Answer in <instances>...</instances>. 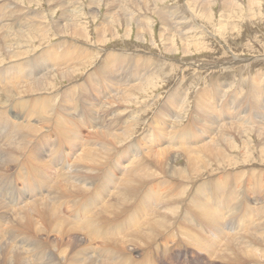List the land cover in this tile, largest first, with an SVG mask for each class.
Instances as JSON below:
<instances>
[{
  "label": "rangeland",
  "instance_id": "1",
  "mask_svg": "<svg viewBox=\"0 0 264 264\" xmlns=\"http://www.w3.org/2000/svg\"><path fill=\"white\" fill-rule=\"evenodd\" d=\"M7 1L6 0L0 1V13H1V17H3L2 19L4 23L8 22L9 20H12L13 24L12 23L9 24L12 25L11 28H17V25L18 27H20L19 24L25 26L26 23H24L23 21L19 20L18 23L15 22V18L20 16V14L22 15L21 12L23 11L24 13L27 12L26 14H28L32 20H35L34 18L36 17L37 14L41 15L42 21L38 20L37 22L41 23L42 25L44 24L43 26L47 27L44 30L47 31L48 37L46 36L43 42L41 41L42 43L39 42L40 40L37 41V39H35L36 35L34 34L28 35L26 42L30 41L29 43H31L32 40V45H35L36 47L38 46V43H40V45L25 57H29V56L33 57V55H35V53L38 52L42 48V46L45 47L46 44L48 45L50 44V45L44 48L43 50H41L39 54L36 53L37 55L40 56L37 57L36 55L35 57H33V59H31L30 57L29 59L22 60V58L24 57L22 55L21 56L19 55V57L14 58L5 55L4 54L5 52H2L1 65H0L2 76H7L8 69L17 66L18 64L20 65H18L16 71L19 72V70L21 69L22 72V73L20 72L21 78L18 77L21 80H24V78L27 79L26 77L30 78L37 74L40 75L41 71L46 66L52 67V70L59 67L68 66L67 68L64 69H68L70 71L73 70L74 72L73 74H69L70 76V79L68 78L69 80L66 78H61L59 75H53L50 78L51 81L53 80L56 82L55 89L56 90L62 89V90L56 93H51L49 95L39 96V97L45 100L46 106H51L58 110L72 111L76 108H79V112L77 113L80 114L79 115L76 114L77 116L72 119H67L66 124L67 125L73 124V126L79 127L77 134L81 136L84 142L88 144L87 149L92 150L93 147L99 146V143H95V142H97V140L99 139L98 132H103L101 136L104 139L103 142L106 143V147L109 146L107 149H113L115 147L117 150L118 157H114L115 154L114 153L112 157L108 160V162L105 164L110 168L104 169L102 167L100 171L97 173L94 181L92 183L90 182L91 185L98 184L94 191L96 194L93 192H84L79 194V197L86 198V200L83 203L86 212L78 220L80 222L82 221L81 219L85 218V216H90L89 210L92 207H94L95 205H103V203L105 204V206L102 209L105 210L104 211L105 213L103 212L104 219H102L101 216H99L98 218H92V220L88 222V226H89L88 229L84 228L85 231L89 234V236L97 240L98 242L96 243L98 244H101L100 241L115 242L114 245L118 247L122 246L120 250H128V251L131 250L130 258L125 259V261L129 263H131V261L132 263L135 262L137 263L138 261L140 262L144 258L146 259V262H144L143 264L146 263L150 264V262L152 264H227L226 260L223 261L222 259H219L220 255L223 253L222 248L224 249V246L222 245L223 241H221L222 243L219 246L221 251L220 252L216 251L213 255L203 247L196 246L194 239L197 235L196 224L187 222L185 219H181L173 231L167 229L170 233L167 232L165 233L164 231L163 234H160L156 238L155 242L153 241V242L145 243L146 245L141 244L140 247L139 244H137V246L134 247L132 243H127L125 245L124 243L125 240H127L129 237H131L134 234L132 231V225L130 223L129 214H131L134 218H136V213H135L136 205L140 197L142 196L144 190L148 186L152 187L153 185L154 186L152 188L155 187L157 188L158 186L161 187L163 185V180H170L172 182V184L168 186L170 192L166 190L163 193V196H165L164 198L167 199V195H169L170 196L169 200L172 201L176 198H179L180 195H184L186 197L185 201L187 199H191L194 203L191 217H193L196 221L204 222L202 215L199 214L197 211L198 205L204 204L206 207H208L210 211L211 219L214 217H219V214L223 211V209L227 207L231 208L230 214L228 216H225L222 222L224 223V226H226L224 232L225 235H228L233 238L235 237L234 239L240 240L241 236H248L247 234H245L244 229H251L254 226H256V223L254 225L253 222V220L255 219L254 214L247 218L245 217L244 219L241 218L238 210L236 211L237 212L236 214L234 209L236 208L235 207L236 205L237 206L239 205V203L236 201L234 197V191L232 189V184H233L232 180L233 177L236 175V173L241 174L247 172L248 169L250 170V167H252L253 169L264 170V155H262V152H260V149L264 150V147H261V145L258 146L256 145L257 140L255 136H253L252 134L245 135L244 138L249 143L248 144L249 146H245V149L243 148L244 150L241 148L242 143L240 139H235L236 143L238 141L237 144H239V147L233 150V152H230V157L232 160L235 161L231 163L237 165H233L232 167H229L225 164L223 166H218L220 163H224L225 159L222 160L221 162H216L217 166H215L216 164L214 165L209 163L208 169L204 171L203 174L195 178L192 175L187 174L186 176L185 174H182L180 172H178L177 174L173 173L175 169L183 168L185 166L183 154L179 152L178 146L175 147L171 146L169 154L163 153L162 150L163 147H166V145H164L166 142H159L160 140L156 139V131H157L156 129L161 126L160 123H164V125L168 126V124H171L170 121L175 122L176 129L182 128L184 126L195 125L197 127L195 128L193 127V129L185 130L181 132L172 131V134L175 138V142L180 144V148L197 144L203 139L205 133L209 130L207 126L213 124L217 120V116L219 114L212 112L209 113L208 115H198L199 113L198 110L201 109V105L197 103V98H196L193 107V115L190 117L192 104H193L192 101L194 99L193 92L190 93L189 91L191 95L189 94L187 95V97L185 96L186 99L183 97L179 102L166 101L167 97L170 94H172L173 91L178 90V93H183L187 87H190L195 91L196 89L203 87L204 86L203 84H206V85H210V87L212 85H217V86L223 85L225 86V88H228L230 92H233L236 90L240 91V89H245L246 87L244 82L246 81H261L262 83H264V3H263L264 0H260V4H261L260 6L254 7L253 9L250 8L251 10L249 11V13L243 12L242 16L237 11L235 6H229L227 8V11L230 13L231 20L227 18V14H223L225 19L222 17L221 15L222 12H220L219 9L217 8L218 3H216L214 7H212L213 12L211 13L210 17L207 20L204 18L201 19L200 16L196 17L194 3L198 2V0L197 1L195 0L194 2H192L191 0H173V1L162 0L161 1L162 3L161 2L158 3V8H154L153 10H147V11L145 8L143 9L142 6L140 7V9L139 7L132 6L133 8L129 7L131 14L129 11H127L123 16L126 19L121 20L120 22H118V24L116 23V25L113 28L114 31L113 29H107V28L111 26V20H112L111 17L114 18L117 16L116 11L111 10L113 16L111 15V17H109L110 14H108L109 16L107 15L104 18L106 6L111 5V2L106 0H97V3L94 5V1H95L94 0L91 6L92 8H94L95 6V9H97L98 11L96 14H94L93 12V16H91V6H88L89 0H77V1L70 0L72 1V5H71L72 7L80 8L81 10L79 11L80 14L77 23L81 25L80 26L81 29L84 28V32H86L85 38L71 37L72 35L70 30H66L67 33L61 34L58 33L53 26L51 27V25H54L55 21L61 17L60 7L55 6L54 12L53 10H50L52 9V5H53L52 3H49L51 0H32L31 5H29L30 3L27 0H18V1L7 0ZM19 2L20 4H18ZM26 8L29 9L27 10ZM164 9H167V11L169 10L173 11V15L168 17L169 19L168 23H170L169 24L170 27L168 28L169 30L165 33L168 35L167 36L168 44L169 45L172 44L171 46L172 48L175 47L173 52H168L167 50H165L166 48L163 44L164 42L162 41L165 35L160 36L159 34L160 33L159 28L162 27V25L159 22V19L155 13L157 11H164ZM16 10H18V16L16 17L3 16L9 14L11 11L13 12V14H15ZM253 10H255L256 12H254ZM190 14H194L195 16L194 23L196 27L195 28L192 27L193 29L188 27L185 22L183 23L184 20L182 21L180 19L182 15L189 16ZM129 16L130 17L132 16L134 18L132 17L129 18ZM256 16L258 18H256ZM70 18L71 17L69 16L66 21H68ZM141 18L144 19L146 18V20L150 21L148 25L145 24H143L145 26L142 25L143 28L140 29V31L142 32L135 29L137 26L136 25L137 19H141ZM31 19L28 23L32 21ZM127 19L131 21L128 20L129 21L128 23ZM186 19H187L186 22L189 21L191 22L192 20V18L190 19V17H187ZM175 22L177 23V26H179V28L176 26ZM180 23L184 25H181ZM149 29H151V33L149 32ZM52 30L53 31L55 30L56 34L53 33ZM101 30L103 31L102 32L103 40L98 41L97 35L95 34H97L96 31L100 33ZM224 31L225 33L223 34ZM176 36L177 39L175 40V44H174L175 46H174L172 39L173 37ZM60 37L63 40L65 39V37H71L72 41L66 39V41L58 42ZM109 38H111V40ZM181 41H183L184 44H186L185 46L187 47L186 52L183 51V49H181V46L184 45L183 43H181ZM72 42H74L76 45L72 44ZM187 44L190 45L188 46ZM78 46L86 48V50H88L89 52L86 51L85 53H88L87 55L89 56H87L84 53H77V50L79 49ZM48 48H52L56 50L57 53L55 54V57H53V59H51L49 62L46 63L45 66H43L44 63L40 60L42 58L41 54L43 51H45V49ZM65 51H67V56L69 57V59L78 57L79 59H81L83 64H81L82 62L77 64L75 62L72 63L70 61L67 64L58 62L59 57H61L63 53H65ZM120 51L121 52L126 51L127 52L126 54L129 55H136L140 57L148 56L152 59L158 58L159 60L163 61V63L166 65V67H159V69L155 68L154 70H146L145 73H142L139 76V79H135L134 81L136 82L149 81L151 85L144 86L143 92L140 91L139 89L140 87L133 89L130 98L134 101L127 102V104H122V103L119 104L117 100L115 101L112 98V94L108 92L109 90L108 86L110 84V81H112V79L114 78L120 79L122 78L123 75L128 76L127 65L126 66H124L125 64L119 65V67L116 68L117 70L115 72L116 74L113 73L110 79L106 81H98L96 77L93 76L94 75L93 73L97 72L99 68L102 67L103 64L109 61V57H108L107 59H105L103 63L102 60L106 55L110 54L111 52H120ZM84 56L88 58L86 57L84 58ZM236 58H238V60ZM124 61H127V59H125ZM37 62L41 63L42 66H40V64H38ZM230 63L232 65H230ZM32 64L34 66L33 68H32ZM22 65H24L25 68ZM47 68L50 69L49 67ZM142 68L143 67H141L140 71L143 72L144 68L143 69ZM28 69L29 71H27ZM33 72L35 75L33 74ZM21 74H23V76H21ZM12 81L15 80L12 79ZM73 81L74 83L78 82L79 84L73 86L74 84ZM239 81L240 83L238 84ZM68 85L70 87H68ZM72 86L74 88H71ZM239 86L240 88H238ZM256 89H257L256 94L258 96L257 99L259 100V98H262L264 96V84ZM209 90L201 91V93ZM217 90L220 94L225 92V96L227 98H231L232 100H235L236 98L239 97V92L228 94L226 91L222 89H217ZM46 91L48 92V90ZM43 92L41 91L39 95H43ZM103 103L106 106L105 107L106 109L111 108L112 110L108 111V115L102 113L103 115L102 117V115H99L101 114L100 113L101 110L100 109L97 110V107L99 104H103ZM263 105H264V100H263ZM225 106H226L225 116L227 115V120H225L224 123H228V124L232 123V121L233 120L235 121V119L236 120L238 119V122H245L248 119V114L243 109H242V114L237 116L238 114L237 115L233 114V110H231L232 114H230V112L228 111V106L227 105ZM91 108H92V112H91ZM161 108L162 110H164V112L163 114H160V117L157 120L156 117L158 111ZM1 110L5 111V113L7 114L8 117L11 118V121H13V123H20L17 121H19L22 118H23L22 121H26L31 118H36L39 115V110H36L33 114L30 115L29 111L25 106L22 105L17 106L13 102H10L8 105L1 107ZM117 111L120 113L119 114L120 123L116 124L113 121ZM82 112L92 116L96 115V117L98 116L102 117L103 126L93 125V122L95 121L91 119L92 116L86 117V115L81 114ZM254 113H256L254 110L250 112V118L254 116ZM262 114H264L263 106H262ZM0 116H1V111H0ZM189 117L191 120L190 123L187 122V119ZM255 119L258 120L260 118H255ZM127 126H130V137L128 139L130 144L128 149L127 163H118L115 167H111L110 164L112 162L114 161L118 162L122 159L119 158V156L121 155L120 147H118L119 145L114 144L112 139H108V136H105L106 135L105 130H109L110 127H111L110 131L114 129H122V128L125 129L127 128ZM167 126L163 127L161 129V132H165ZM44 128L46 129V131H44L41 136L43 137L49 136L50 138L52 135V137L55 138L58 130L56 131L55 129L50 128L47 124L44 125ZM250 128H252L251 131H257L259 129V127L256 124H254L253 127ZM189 131H193L194 133H196L199 139L197 141L193 140L191 136L187 135V132ZM183 132L184 134H182ZM232 132L237 133L235 129H233ZM0 134H1L0 135V139H1L3 135L2 128ZM53 134L55 136H53ZM63 134L64 133H61V135L63 136L62 142L60 140H56L55 146L53 148V151L55 149L54 152H56L57 154L56 158L58 159L54 158L50 154L52 153V151L49 149L48 144L53 140V138L51 137L50 142L45 141L47 143L46 148L48 154L44 157V160H46V162L48 163L47 167L44 166L43 164H40L36 160V155L33 153V151H30L31 148H29V151L31 152V159H29L26 155L22 156L20 159L21 163L19 161V166L20 165L25 166L29 170V172L33 175L37 173L38 169H42V170L45 169L44 175L48 177L49 183L50 184L53 183V187L57 183L58 185L61 186L62 181L58 179L56 176L57 174H59V171H57L55 165L58 160L61 161L60 159H62V161L70 160V156L68 155V152L72 146L71 142L68 141V137L65 134L64 136ZM256 135L263 139V135H258V134ZM150 136H152V138ZM36 140L37 139H35L33 142L34 146L37 143V142L35 143ZM64 150L67 152V154ZM136 156L147 158L149 161V165L141 163L139 167L133 168L131 166V162ZM244 157L245 158L247 157L246 160H244ZM158 161L161 163L160 166H158L157 164ZM69 163L71 162L69 161ZM79 164H82V166H86L85 164L83 165V163L80 160H79ZM87 166H89V161ZM16 167H14L11 170L10 172L11 174L14 173L13 170H15ZM243 167L244 169H246L245 171L243 170ZM35 168L37 169L35 170ZM124 168L126 170H124ZM72 169L73 168H71L68 171H72ZM222 172L224 173L226 172L227 175H229L227 180H224L225 177ZM102 173H108L107 175L108 177L106 179L108 199L106 197L102 198L104 189L99 185V183L101 182V178L98 177L99 174ZM114 176H116L117 178ZM184 178L187 179L188 181L185 180ZM208 178H213V179L205 181ZM81 179L84 182H88V180L84 178V175L81 176ZM248 179H249V175H245V176H241L240 178H237L236 189H238V191L241 190L240 192H243L245 196H247V198L250 199V201H254L253 196L251 195V190L257 184L264 185V172L262 175L258 177H254L250 181H248ZM138 180L140 183L143 184V186L140 188L138 192L137 202L132 207L134 209V213H131L130 210L129 212H123V209L127 208V202H126L127 200L123 199L122 197H119V195L121 191L127 187H129L132 190L133 188L132 186L134 185V182ZM181 181H184L186 184L182 183ZM219 182L223 183L222 184V189L224 190L223 193L226 194L225 189L227 188L231 189L229 196H222V197H217V196L213 197L211 195L201 196L200 191L198 192L200 195L193 196L196 190L199 189V185L200 186L210 185L214 187L216 185H219L218 184ZM40 184L44 185V181L38 183L37 185ZM173 184H176L177 187H179L180 194L178 189L174 187ZM35 185L36 184L31 182V184L30 183L29 185L27 184L26 187L28 189L30 187L29 190H32V188ZM0 186H1V196H0V218H1L5 216V214L2 213L1 211L2 210L1 204L8 203L7 204L8 207L10 205L9 201L12 200L15 196H19V194L22 193V191H24V186L22 183H20L19 180H15L12 183L3 182L0 180ZM73 186L74 185H72L69 188L66 198L71 194V188ZM34 188H38V186H35ZM61 189L62 187H60V190ZM6 193L8 196L6 195ZM207 193L213 194L217 192H215L212 189L210 191H207ZM185 201L183 204V208L179 210V214H183L184 212V209L186 207ZM256 205H258L257 202ZM67 206H69V204L66 203L61 208L65 212L71 211L72 209L69 207L67 208ZM163 208L164 205H160L159 211L165 212ZM17 210L18 207L15 208V211ZM106 218L109 219L105 220ZM238 219L240 221L241 220L244 221L240 222ZM68 220L72 222L73 219L68 218ZM184 221H186L185 225H183ZM143 226L144 227L147 226V223L145 222ZM106 227L109 231L106 230ZM176 229L180 230L181 232L185 231L186 232L185 235L188 237L189 241L183 234L178 233ZM3 230L7 233V238L1 240L0 243L1 247L5 245L8 246L20 245L19 244V242L21 241L20 238L18 240L14 238H8L11 237V233L17 231L13 230L12 228L9 230L7 226L6 227L4 226ZM110 231L111 232L115 231L113 232V236ZM262 231H264V225ZM40 234L45 236L44 233H40ZM50 237L56 238L58 237V235L56 234V232L52 231L50 233ZM84 237H85L84 232H82V240H86V238ZM28 238L30 240L25 241L23 246L33 250L28 256L29 260H31V258H39V261L37 262L31 260L35 264H39L41 261H42L41 263H44L50 260L51 261L56 260L57 255L55 251H53L55 249L51 246L48 240L47 242H43V240L38 238L40 240V243L38 244L37 238L34 237V234H32V236L29 235ZM259 238L262 239L263 237H259ZM245 239H248V237H245ZM134 241H140V240H134ZM62 248L66 250L67 246L65 245ZM202 250L207 251V254H205ZM255 250H256V254L258 255L257 257L258 259H256V261L251 259L250 261H247V264H264V258L261 257V255H259L262 251H264V245L257 246ZM60 252L61 251L59 250L58 253Z\"/></svg>",
  "mask_w": 264,
  "mask_h": 264
},
{
  "label": "bare ground",
  "instance_id": "2",
  "mask_svg": "<svg viewBox=\"0 0 264 264\" xmlns=\"http://www.w3.org/2000/svg\"><path fill=\"white\" fill-rule=\"evenodd\" d=\"M15 1H18V0H15ZM15 1H13V2H15ZM27 1L30 3L29 5H31L32 0H27ZM93 1L94 0H89L88 6H91ZM106 1L111 2V5L106 6L104 18L108 14H110V16L109 15L108 16L111 17L112 11L113 10L116 11L117 16L114 18L111 17V19H112L111 20V26H109L107 28V29H113L114 26L116 25V23L118 24V22H120L121 20L126 19L123 16L127 11L130 12L129 7L135 6V7H139V9H140V7L142 6L143 9L144 8L146 9V11L147 10H153L154 8H158V3L161 2L162 0H139V1H136V0H115V1L106 0ZM191 1L194 2L195 0H191ZM73 2H75V1H73ZM49 3L53 4L52 9H50V10H53V12H54L55 6H58L61 8V17L59 19H57L55 21V23L53 22L54 25H51V27L53 26L54 29L58 33H61V34L67 33L66 30H70L71 35H72V36L70 35L71 37H77V38L83 37V38H85L86 32H84V28L81 29L80 28L81 25L77 23L78 19H79V14H80L79 11H81L80 8L72 7L71 6L72 1H70V0H51ZM96 3H97V0L94 1V5ZM216 3H218L217 8L219 9L220 12H222L221 13L222 17L225 19L223 14H227V18L229 20H231L230 19V13L227 11V8L229 6H235L237 11L242 16L243 12L249 13V11L251 9L261 5L260 0H198V2L194 3V9L196 11V13L194 12L195 16L196 17L200 16L201 19L204 18L207 20L210 17L211 13L213 12L212 7H214V5ZM263 3H264V1H263ZM18 4H20V2ZM151 5H152V7H151ZM68 8H70V9H68ZM139 9H137V10H139ZM21 10H19V11H21ZM97 11L98 10L95 9V6H94V8H92V6H91V16H93V12H94V14H96ZM253 11L256 12L255 10H253ZM21 13L23 15L27 12L24 13V11H23ZM12 14L13 13H11V14L9 13V14L3 15V16L4 17L5 16L16 17V16H18V10H16L15 14H13V15ZM130 14H131V12H130ZM155 14L158 17L159 22L162 25V27L159 28L160 29L159 34H160V36L165 35L164 39H162V41L164 42L163 44L166 48L165 50H167L168 52H173L175 47L172 48L171 47L172 44L171 45L168 44V38H167L168 35L165 34L169 30L168 28L170 27V25H169L170 23H168L169 22L168 17L173 15V11L172 10L167 11V9H164V11H157ZM22 15L20 14V16L16 17L15 21H17ZM126 15H128V14H126ZM69 16L71 18L68 21H66ZM195 16H194V14H190L189 16L182 15V17L180 19L182 21L184 20L183 23L185 22L188 27L195 28L196 27L195 23H194ZM41 17H42L41 15L37 14L36 17L34 18L35 20H32L30 18V16H28L26 19V22H25L26 23L25 26L21 25L20 27L17 26V28H10L9 24L13 23L12 20H9L8 22L5 21L6 23H4V21L1 20V13H0V65H1V57H2L1 53L2 52H5L4 53L5 55H8V56L14 57V58L19 57V55L20 56L22 55V56H24L22 58V60L29 59L30 57H31V59H33V57H35L37 54H39V52L41 50H43L44 48H46L47 46L50 45V44L49 45L46 44L45 47L42 46V48L38 52H36L37 54L35 53V55H33V57L32 56L25 57L26 55H28L30 52L34 51L40 45V43H38L37 47L35 45H32V40H31V43H29L30 41L26 42L28 35H30V34L36 35L35 39H37V41L40 40L39 42H41V41L43 42V40L46 38V36L48 37L47 31L44 30L47 27L43 26L44 24L42 25L41 23L37 22L38 20H41ZM131 17L129 16V18H131ZM187 17H190V19L192 18L191 22L190 21L186 22ZM132 18H134V17H132ZM256 18H258V17L256 16ZM30 19L32 21L30 23H28L30 21ZM43 19H44V17H43ZM128 20L129 19H127V21ZM127 21H126V23H127ZM129 21H131V20H129ZM129 21H128V23H129ZM149 22L150 21L146 20V18L145 19L144 18L137 19V23H136L137 26L135 29L140 31V29H142L143 26L148 25ZM227 22H228V20H227ZM143 24H145V25H143ZM181 25H184V24H181ZM176 26H177V23H176ZM101 27H102V24H101ZM177 27L179 28V26H177ZM50 29H52V28H50ZM175 29H176V27H175ZM55 30L54 31L52 30L53 33H55ZM98 31H96L97 34H95V35H97L98 41H102L103 40L102 39V32L103 31L101 30L100 33ZM113 31H114V29H113ZM127 32H129V31H127ZM140 32H142V31H140ZM149 32L151 33V29H149ZM176 32H177V30H176ZM53 33H52V35H53ZM150 33H149V35H150ZM169 33H170V31H169ZM181 33H183V32H181ZM185 33H187V32H185ZM224 33H225V31L223 32V34ZM177 34H180V33H177ZM113 36H114V34H113ZM39 37H41V38H39ZM71 37H65L64 40L60 37L58 42L59 41H66V39L72 41ZM109 39L111 40V38H109ZM176 39H177V36L173 37V39H172L173 45L175 44ZM181 43L184 44L183 41H181ZM72 44H75V43L72 42ZM185 46H186V44L181 46V49H183V51L186 52L187 47H185ZM86 51L89 52L88 50H86V48L79 47V49L77 50V53H84L87 55L88 53H85ZM56 53H57V51L52 49V48L45 49V51L42 52V54H41L42 58L40 59L44 63L43 66H45L47 62H49L51 59H53V57H55ZM95 53H97V52H95ZM126 53H127L126 51H122V52L120 51V52H111L110 54L106 55L102 61L104 63L105 59H107L108 57H109V61L106 62L105 64H103L102 67L99 68V70L97 72L93 73L94 74L93 76H95L98 81H106V80L110 79L111 75L117 71L116 68H118L119 65H124V64H125L124 66L127 65L128 76L123 75L124 77L122 76V78H120V79L114 78V79H112V81H110V84L108 86V88H109L108 92L112 94V98L115 101L117 100L119 102V104L120 103L127 104V102L134 101L130 98L131 92H133V89L140 87L139 88L140 91L143 92L144 86L151 85L149 81H137V82L134 81L135 79H139V76L142 73H145L146 70H154L155 68L159 69V67H166V65L163 63V61L159 60L158 58L152 59L148 56L140 57V56H136V55H129ZM39 56L40 55H37V57H39ZM87 56H89V55H87ZM85 57L86 56H84V58ZM86 58H88V57H86ZM125 59H127V61H124ZM236 59L238 60V58H236ZM69 61L72 63L75 62L77 64L82 62L81 59H79L78 57H74L72 59H69V57L67 56V51H65V53H63V55L61 57H59V59H58V62L65 63V64H67ZM38 64H40V66H42L41 63H38ZM81 64H83V62ZM18 65H20V64H18ZM18 65L8 69V75L7 76H2V71L0 68V111H1L0 132H1V128L3 129V135L0 139L1 140L0 141V180L3 182H9V183H12L15 180H19L20 183H22L24 186V191H22V193H20L19 196H15L13 199L11 198L12 200L9 201L11 206L9 205L7 207L8 203L7 204H1V208H2L1 211H2V213L5 214V216L0 218V237H1L0 243H1V240L7 238V233L3 230L4 226L5 227L7 226V228L9 230L12 228L13 230L17 231V232L11 233V237H8V238H14L16 240H18L20 238L21 241L19 242L20 245H16V246H8V245L2 246V247L0 246V264H35L32 261H36V262L39 261V258H31L32 261L29 260L28 256L33 250L23 246L25 241L30 240L28 238V236L29 235L32 236V234H34V237L37 238L38 244L40 243L39 239L43 240V242H47V240H48L50 242L51 246L55 249L53 251H55V253L57 255L55 261L50 260V261L44 262V263H41L42 262L41 261L39 264H143L144 262H146V259H144V258L140 262L138 261L137 263L136 262L132 263V261H131V263H129V262L125 261L126 258H130V256H131L130 251L131 250L130 251L120 250V248L122 246L118 247V246L114 245L115 242L100 241L101 244H98V243H96L98 241L95 240L94 238H92L91 236H89V234L85 231L84 228L88 229V227H89L88 222H90L92 220V218H98L99 216H101V218L104 219L103 218V212L105 210H102L103 207L105 206L104 203H103V205H95L94 207H92L89 210L90 216H85V218L81 219L82 220L81 222L78 221L80 219V217L83 216V214L86 212V210L84 208V204H83L84 201L86 200V198L79 197V194L84 193V192L95 193L94 191H95L96 186L98 184L97 185H91L90 182L92 183L94 181L97 173L100 171V169L102 167L104 169L110 168L109 166H107L105 164L108 162V160L112 157V155L114 153H115L114 157H118V153H117V150L115 147L113 149H107L109 146L106 147V143L103 142L104 139L101 136V134L103 132H98L99 139L97 140V142H95V143H99V146L93 147V149H92L93 151L87 149L88 144L86 142H84V140L81 138V136H79L77 134L79 127H77V126L75 127V126H73V124L72 125L66 124L67 119H72V118L77 116L76 114H78L77 112H79V108H76L72 111L58 110V109H55L51 106H46L45 100H43L41 97H39V96H45V95H49L51 93H56V92L61 91L62 89L61 90L55 89L56 88V82L53 80L51 81V79H50L51 76L59 75L61 78H66V79L69 78L70 79L69 74H73L74 73L73 70L71 69L72 71H70L68 69H64V68H67L68 66L59 67V68H56L54 70H52V67L46 66L41 71L40 75L39 74L35 75L33 72V74L35 76H32L30 78L26 77L27 79L24 78V80H21L18 78V77H20L21 69L19 70V72L16 71ZM230 65H232V64L230 63ZM22 66H24V65H22ZM33 67L34 66L32 64V68ZM47 67H49L50 69H48ZM141 67L144 68L143 72L140 71ZM24 68H25V66H24ZM22 70H23V68H22ZM35 70H36V68H35ZM95 70H97V69H95ZM27 71H29V69ZM21 76H23V74H21ZM12 79L15 81H12ZM131 82H133V83H131ZM134 82H136V83H134ZM73 83H74V81H73ZM239 83H240V81L238 82V84ZM78 84H79L78 82H75L73 84V86L78 85ZM244 84L246 87L245 89H240V91L236 90L233 92H230V90L228 88H225V86H223V85L222 86L212 85L210 87V85L203 84L204 85L203 87L198 88L195 91L192 88L187 87L183 93H178V90H175L172 92V94H170L167 97L166 101L179 102L183 97L186 99L187 95H189L190 93L193 92L194 99L192 101L193 104H192L190 117L193 115V107H194V103H195L196 98H197V103L199 105H201V109L198 110V112H199L198 115H208L209 113H212V112L219 114L217 116V120L214 123L212 122L213 124L207 126L209 128V130L205 133L203 139L200 142H198L197 144H194V145L184 147V148H180V144L175 142V138L172 134V131L173 132H181V131L193 129V127L195 128L197 126L191 125V126H184L182 128L176 129L174 121H170L171 124H168V126L164 125V123H160L161 126L156 129L157 130L156 131V139L160 140L159 142H166L164 144V145H166V147H163V150H162L163 153L169 154L171 146L172 147L178 146L179 147L178 150L180 153L183 154V158L185 161V166L183 168L175 169L173 172L174 174H177L178 172H180L182 174H185L186 176L188 174V175H192L193 177L196 178L197 176H200L201 174H203L204 171H206L208 169L209 163L215 165L216 162H221L224 159H225L224 163H220L218 166H223L225 164L229 167H232L233 165H237V164L231 163V162H235V161L231 159L230 152H233V150H235L239 147V144H237L238 141L236 143L235 139H240V141L242 143V147L241 146L240 147L242 149L243 148L245 149V146H249L248 145L249 143L244 138L246 134L247 135L252 134L253 136H255L256 140H257L256 145L257 146L261 145V147H264V114H262V106L264 108V105H263L264 96L262 98H259V100H258L257 99L258 96L256 94V90H257L256 88H259L264 83H262L261 81H246V82H244ZM247 84H248V86H247ZM73 86L71 88H74ZM68 87H70V86L68 85ZM238 88H240V86ZM217 89H222V90L226 91L228 94L234 93V92H239V97L236 98L235 100H232L231 98H227L225 96V92L220 94ZM46 90H48V92ZM205 90H209V91L201 93V91H205ZM41 91L42 92L44 91L43 95H39V93ZM189 91H190V93H189ZM10 102L15 103L17 106H21V105L25 106L27 108V110L29 111L30 115L33 114L36 110H39V115L36 118H31V119L26 120V121H22V119H23L22 118L19 121H17L20 123H13V121H11V118L7 116L5 111L1 110V107L8 105ZM225 105L228 106V111L230 112V114H232L231 110H233V114L234 115L238 114L237 116L242 114V109H243L248 114V119L245 122H238V119L237 120L235 119V121L233 120L232 123H229V124L224 123V121L227 120V115L225 116V111H226ZM105 107L106 106L104 105V103L98 105L97 110L98 109L101 110L100 111L101 114H99V115H102V113L108 115V111L112 110L111 108L106 109ZM160 110H162V108ZM160 110L158 111V114L156 117L157 120L160 117V114H163V112H164V110H162V111H160ZM252 110H254L256 113H254V116L252 118H250V112ZM91 112H92V108H91ZM81 114L86 115V117L92 116L89 114H85L83 112ZM119 114L120 113L117 111L116 116L114 117L113 122L116 124L120 123ZM102 117H103V115H102ZM102 117H100V116L96 117V115H93L91 117V119L93 121H95V122H93V125L103 126ZM190 117L187 119L188 123H190V121H191ZM255 118H260V119L256 120ZM45 124H47L50 128L55 129L56 131L58 130L56 133V136L53 134V136H55V138H53L51 135V137L53 138V140L51 142H50L51 137L49 138V136H44V137L41 136L42 133L44 131H46V129L44 128ZM254 124H256L259 127V129L257 131H251L252 128H250V127H253ZM166 126H167L166 131L161 132V129L163 127H166ZM201 126H204V125H201ZM201 126H199V127H201ZM110 128H109V130H105V132H106L105 136H108V139H112L114 144L119 145L118 147H120V154H121L119 156V158L122 159L118 162L114 161L110 164L111 167H115L118 163H127L128 149H129V144H130V142L128 141V139L130 137V126H127V128H125V129H123V128L122 129H114L112 131H110ZM233 129H235L237 133L232 132ZM61 133H64L68 137V141H70L72 144V146L69 150L70 153L68 152V155L70 156L69 161L71 163H69V161H62V159H60L61 161L55 160V161H57L55 167H56L57 171H59V174H57L56 176L58 179H60L62 181V185L60 186L57 183L53 187V183L50 184L48 177L44 175L45 169L44 170L38 169L37 173H35V175H33L29 172V170L25 166H23V165L19 166V161H20L21 157L24 155H26L29 159H31V152L30 151H33V153L36 155V160L40 164H43L44 166L47 167L48 163L46 162V160H44V157L48 154L47 148H46L47 143L45 141L50 142L48 144L49 149L52 151V153H50V154L54 158H56L57 154H56V152H54L55 149L53 151V148L55 146L56 140H60L62 142L63 136L61 135ZM96 134H97V132H96ZM182 134H184V132ZM256 134L263 135V139L258 137ZM187 135L191 136L192 139L195 141H197L199 139L198 135L196 133H194L193 131L187 132ZM150 137L152 138V136H150ZM246 138H248V137H246ZM35 139H37L35 141V143L36 142L37 143L34 146L33 142ZM60 146H61V143H60ZM29 148H31L30 151H29ZM260 152H262V155H264L263 149H260ZM66 154H67V152H66ZM233 156H235V155H233ZM140 158H141L142 162L140 161ZM246 158L244 157V160H246ZM56 159H58V158H56ZM154 159H155V157H154ZM79 160L83 163V165L85 164L86 166H82V164H79ZM88 161H89V166H87ZM20 163H21V161H20ZM141 163L149 165V161L147 158L136 156L132 160L131 166L133 168H136V167H139L141 165ZM157 164H158V166H160L161 163L158 161ZM16 166H18V167H16ZM215 166H217V164ZM14 167H16V169L13 170L14 173L11 174L10 172ZM165 167H167V166H165ZM71 168H73L72 171H68ZM121 168H122V166H121ZM121 168H119V169H121ZM125 168H124V170H126ZM251 168L252 167H250V170L248 169L247 172H244L241 174L236 173V175L233 177V180H232L233 181L232 189L234 191V197H235L236 201L239 203L238 206L237 205L235 206L236 207L234 209L235 212L238 210L241 218H243V219L245 217L247 218L249 216H252L253 214L255 215V219L254 220L252 219V220L254 222V225L256 223V226H254L251 229H244L245 234H247L248 236H241L240 240H237V239H234L235 237L233 238V237H230L228 235H225L224 232H225L226 226H224V223L222 222V220L225 216H228L230 214L231 208H229V207L223 209V211L219 214V217H214L211 219V215H210V211H209L208 207H206L204 204L198 205L197 211L199 214L202 215L204 222L196 221L193 217H191L192 210L194 207V203L191 199H187L185 201L186 197L184 195H180L179 198L172 200L173 202L171 200H169L170 199L169 195H167V199L164 198L165 196H163V193L166 190H168V192H170L169 191L170 189L168 188V186H170L172 184V182L170 180H163V185L161 187L158 186L160 188H158V187L152 188L154 186L153 185L152 187L148 186L144 190L142 196L140 197V199L136 205V209H135L136 218H134L131 214H129V219H130V223L132 225V231L134 234L131 237H129L127 240H125L124 245L127 243H132L134 247H136L137 244H139V247H140L141 244L146 245L145 243L153 242V241L155 242L156 238L160 234H163L164 231H165V233L166 232L170 233L167 229H170L171 231H173L174 228L177 226L178 222L181 219H185L187 222H191V223L196 224L197 235L194 238L196 246L203 247L204 249H206L209 253H211L213 255L216 251H219V252L221 251L219 246L222 243L221 241H223L222 245L224 246V249L222 248L223 253L220 255L219 259H222L223 261L226 260L227 264H247V261H250L251 259L256 261V259H258L257 258L258 255L256 254L255 249L259 245H264V231H262L263 225H264V219H263L264 218L263 217V215H264V185L263 184H257L251 190V195L253 196L254 201H250V199H248L247 196H245V194L243 192H240L241 190L238 191V189H236L237 178H240L241 176L249 175L248 181H250L252 178L258 177V176L262 175L264 172L263 169H253V168L251 169ZM36 169L37 168H35V170ZM243 170L245 171L246 169H244V167H243ZM139 173H140V171H139ZM222 173L224 174V177H225L224 180H227L229 175H227L226 172L225 173L222 172ZM82 175H84V178H86L88 180V182L82 181V179H81ZM107 175H108V173H102V174H99L98 177L101 178V182L99 183V185L101 187H103V189H104L102 198L106 197L108 199V191H107V185H106V179L108 177ZM92 177H94V178H92ZM114 177H116V176H114ZM211 179H213V178H208V179H206V180L204 179V180L208 181ZM185 180H187V179H185ZM244 180H246V179H244ZM39 181L40 182L44 181V185H42V184L37 185L38 183H40ZM205 181H203V182H205ZM31 182L36 184L35 186H38V188H34L35 187L34 186L32 188V190H29L30 187L28 189L26 186H27V184L29 185V183L31 184ZM181 182L185 183L184 181H181ZM176 184H178V183H176ZM176 184H173V185H174V187H176L178 189L179 194H180V189H179V187H177ZM218 184L219 185H216L214 187L210 186V185H201V186L199 185V189L196 190V192L193 194V196L200 195V194H201V196H210L211 195L213 197H215V196H217V197L229 196L231 189L230 188L225 189V191H226V194H225V193H223L224 190L222 189L223 183L219 182ZM72 185H74V186L71 188V194L66 198L67 192ZM142 186H143V184L140 183L138 180V181L134 182V185L132 186L133 187L132 190L129 187H127L121 191L119 197H122L123 199L127 200L126 201L127 202V208H124L123 212H129V210H130L131 213H134V209L132 207H133V205H135V203L138 200V192ZM60 187H62L61 190H60ZM212 189L217 193H213V194L207 193V191H210ZM199 191H200V194L198 193ZM6 195H7V193H6ZM0 196H1V186H0ZM184 201H185L186 207L184 209L183 214H179V210L181 208H183ZM255 201L258 203V205H256ZM171 202H172V204H171ZM66 203L69 204V206H67V208L68 207L71 208L72 209L71 211L65 212L61 208ZM160 205H164L163 210L165 212L159 211ZM16 207H18L17 211H15ZM101 210H102V212H101ZM236 214H237V212H236ZM68 218H72L73 219L72 222H70L68 220ZM107 219H109V218H106L105 220H107ZM127 221H129V220H127ZM186 221L183 222V225L186 224ZM241 221H244V220H241ZM145 222L147 223V226L144 227L143 225L145 224ZM106 230H108L107 227H106ZM52 231L56 232L58 237L51 238L50 233ZM176 231L178 233L183 234L188 240V237L185 235L186 234L185 231L181 232L178 229H176ZM82 232H84V236H85L84 238H86V240H82ZM113 232H115V231H113ZM113 232H111L112 236H113ZM40 233H44L45 236L40 234ZM245 237H248V239H245ZM259 237H263V238L260 239ZM134 240H140V241H134ZM65 245L67 246L66 250H64L62 248ZM59 250L61 251L60 253H58ZM198 250H201V249H198ZM202 251L205 254H207V251H205V250H202ZM259 255H261V257L264 258V251H262ZM150 264H152V263L150 262Z\"/></svg>",
  "mask_w": 264,
  "mask_h": 264
},
{
  "label": "crops",
  "instance_id": "3",
  "mask_svg": "<svg viewBox=\"0 0 264 264\" xmlns=\"http://www.w3.org/2000/svg\"><path fill=\"white\" fill-rule=\"evenodd\" d=\"M11 13H13V12L11 11L10 14H11ZM28 16H29V15L25 13V14H23V15H22L17 21H15V22L18 23L19 20H20V21H23V22L25 23V22H26V19H27ZM9 17H10V16H9ZM2 18H3V17H1V20H3ZM12 24H13V23H12ZM11 26H12V25H9L10 28H11ZM17 26H18V25H17ZM19 26H21V24H19Z\"/></svg>",
  "mask_w": 264,
  "mask_h": 264
}]
</instances>
